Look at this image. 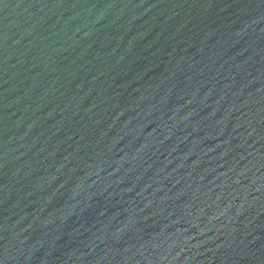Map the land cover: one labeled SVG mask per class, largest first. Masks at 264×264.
Listing matches in <instances>:
<instances>
[{"label":"water","instance_id":"1","mask_svg":"<svg viewBox=\"0 0 264 264\" xmlns=\"http://www.w3.org/2000/svg\"><path fill=\"white\" fill-rule=\"evenodd\" d=\"M0 264H264V0H0Z\"/></svg>","mask_w":264,"mask_h":264}]
</instances>
